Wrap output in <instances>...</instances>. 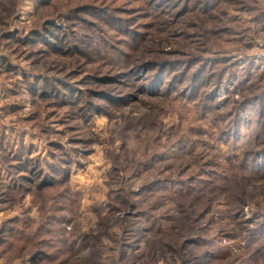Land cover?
Returning <instances> with one entry per match:
<instances>
[{
    "label": "rangeland",
    "instance_id": "1",
    "mask_svg": "<svg viewBox=\"0 0 264 264\" xmlns=\"http://www.w3.org/2000/svg\"><path fill=\"white\" fill-rule=\"evenodd\" d=\"M0 264H264V0H0Z\"/></svg>",
    "mask_w": 264,
    "mask_h": 264
},
{
    "label": "trees",
    "instance_id": "2",
    "mask_svg": "<svg viewBox=\"0 0 264 264\" xmlns=\"http://www.w3.org/2000/svg\"><path fill=\"white\" fill-rule=\"evenodd\" d=\"M28 172H30L32 170L31 168H27ZM19 176H21V174H19ZM51 175L48 172H43V174L41 175V180L45 181L46 179H48ZM29 177V176H28Z\"/></svg>",
    "mask_w": 264,
    "mask_h": 264
}]
</instances>
